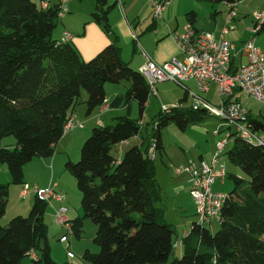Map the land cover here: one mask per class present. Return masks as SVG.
Returning <instances> with one entry per match:
<instances>
[{
  "label": "trees",
  "instance_id": "16d2710c",
  "mask_svg": "<svg viewBox=\"0 0 264 264\" xmlns=\"http://www.w3.org/2000/svg\"><path fill=\"white\" fill-rule=\"evenodd\" d=\"M94 1L91 19L109 34L108 11L113 4ZM58 4L59 0H54L41 9L34 0H0V142L9 135L16 141L13 148L0 144V164L7 166L13 184L24 183V165L34 157L54 154L81 89L87 93V112L104 102V84L108 82H129L125 98L137 102L140 116L148 100L145 76L121 60L115 41L84 60L67 39L54 38L60 18ZM195 14L186 13L189 20ZM231 71L236 69L231 67ZM207 115L205 109H194L192 104L160 108L142 143L132 144L119 156L114 155L115 145L140 134L138 118L117 116L113 124L92 128L81 145L79 160L65 162L82 195V217L96 225L94 242L99 251L86 249V260L91 264L163 263L175 249L182 248L171 264H264V138L261 144L249 143L228 125L233 143L222 154L245 177L229 175L234 186L220 210L217 231L211 232L207 223L200 224L195 218L187 236L182 237V232L174 240V225L165 218L155 157H150L148 149L154 143L155 152L162 150L161 130L171 122L184 130ZM247 123L264 136V117L248 114ZM8 189V183L0 182V219ZM47 205L35 197L27 216L16 215L5 225L0 223V264H19L29 250L35 251L36 264H58L50 254L44 221ZM82 217L70 222L76 237L80 236ZM176 240L180 245L174 247Z\"/></svg>",
  "mask_w": 264,
  "mask_h": 264
},
{
  "label": "crops",
  "instance_id": "0c3cea01",
  "mask_svg": "<svg viewBox=\"0 0 264 264\" xmlns=\"http://www.w3.org/2000/svg\"><path fill=\"white\" fill-rule=\"evenodd\" d=\"M48 1L51 3L54 0ZM77 1L78 2L75 0H67L66 4L68 10L59 18V30L57 34L53 32V36L55 39L61 40L62 32L64 30L69 31L71 33V38L68 42H71L74 45L84 60H89L104 46L109 44L111 41H115L120 46L121 60L126 62L135 70L143 69L145 66L146 58L144 53H147V55L157 63H163L173 58L181 61L184 55L170 37L169 32L182 30L183 25L189 21L196 29L210 32L216 39L220 37L223 26L228 27L227 33L223 36L227 40L231 41L235 46L234 51L232 52V69H237L245 61V57L241 51V45L247 38L254 35L255 44L264 52V26L255 33L251 31L254 23L253 13L264 9V0H241L236 7L235 15L228 22L227 14L230 7L226 2L172 0L164 7L162 17L154 20L151 14L152 0H108L110 5L113 4L108 11L109 22L112 29L109 34H106L100 26L91 19L90 14L94 9L95 1L87 0L85 4L83 3V0ZM140 3L142 4L141 7H135L136 4ZM38 7H40V3ZM190 11L196 12L194 19L192 20H189V17L186 15V13ZM148 16L151 18L150 22H148ZM144 19L145 21L143 22ZM144 24L146 25L145 29L142 28ZM148 25H152L151 28H147ZM167 81L172 80H162L156 82L153 85L155 92L149 86L148 100L142 116H140L137 102L135 100H126L125 98V91L129 86L128 81L105 83L104 102L94 108L91 112H87L85 101L87 99V93L85 92L86 95H83L80 100V104L77 102V104L74 105V108L69 111L72 115H75L77 119L82 121V126L75 127L64 133L56 144V146H58L56 147L54 154L48 159L50 160L49 164L47 163V159L43 157H34L32 159L34 160L35 158H38V161H36L38 165H48L51 170V176L48 178V181L44 180L41 184L39 183V186H36L45 187L55 182L57 184L56 189L60 193H63L59 189L61 188L59 185L60 182L54 180L59 177L55 175V159L57 155H65L67 158H70V155H77L75 148L73 149L74 153H70V148L72 149V147L77 145L80 146L95 126L107 124L108 121H115L117 116L138 118L140 123V134L133 136L126 142H121L115 145L118 155H122V151H125V147H129L131 144L139 145L143 141L142 136L149 134L152 131V127L148 130V125L150 124L146 120L149 115H152L151 119L154 118L157 114L155 113L157 108L160 109L162 106H172L181 103L183 106H188L192 104L193 95L195 94H198L211 104L216 105L218 103L217 86L213 83H210L208 91L200 92L195 79L192 77L185 80L182 84L172 81V83H174L177 87L173 88L174 93L172 95H168L166 94V89L163 87V85L167 84L165 83ZM157 84L159 85L158 90L156 89ZM154 100L157 107H152ZM230 100L239 102L247 110L251 117L263 119L264 105L244 93L242 90L238 88L235 89L230 97ZM209 116H213L222 122L209 124L207 120ZM168 126L170 132L169 135L172 139L166 137L167 140H165L162 134L165 135L167 131L165 130L163 133L161 132L163 148L159 152H155V155L156 153L161 154V167L158 169V177L156 167L155 178L161 189V193V185H164V183L171 189L174 194L175 204L178 208L183 210L185 207L182 201L179 200V196L181 194L183 196H187V198L192 202L195 211L194 202L188 192L190 188V184L187 181L189 175L187 173L181 175L175 174L173 169L176 166L185 164L189 161H194L196 163L204 161L210 164L212 156L216 150V143L228 131V126L222 119L209 113L205 118L189 124L184 130H180L174 125L169 124ZM142 129H144V131H142ZM133 139L136 141L133 142ZM1 146L8 148L15 147L16 142L8 141ZM222 156L225 155L222 154L219 157L218 163L226 168V178L229 175L241 176L238 170L239 167L228 164V168L226 160L223 159ZM1 172L2 170L0 164V175ZM160 174L161 178L159 176ZM0 181H7L8 184H13L10 182V175L8 176L7 173H5L4 178L0 176ZM26 181L24 178V182ZM218 183V186L224 184V182L221 183L219 181ZM15 186L21 188V184H15ZM33 198H35V196H33ZM32 203L33 201L31 200L22 205L20 209H13L9 217L11 215H18L17 213H21L19 211H22L23 209H26L27 211L30 209ZM52 204L56 205L59 203L55 201L49 203L48 205ZM6 207H9V201ZM55 208L56 207H53L52 209L53 216ZM68 215L70 217H78L79 208L76 209L75 213L70 210V214Z\"/></svg>",
  "mask_w": 264,
  "mask_h": 264
},
{
  "label": "built area",
  "instance_id": "2783aa9c",
  "mask_svg": "<svg viewBox=\"0 0 264 264\" xmlns=\"http://www.w3.org/2000/svg\"><path fill=\"white\" fill-rule=\"evenodd\" d=\"M171 1L152 0V18L154 20L160 19L164 7ZM66 3L67 0H60L59 16L67 12ZM226 3L230 7L227 14L228 22L235 15L239 2ZM48 5L49 2L47 0H42L40 7L45 9ZM253 19L254 23L251 31L255 33L264 26V9L255 11ZM227 31L228 27L223 26L220 37L216 39L212 33L198 30L191 22H186L182 30L169 32L170 37L183 53V59L180 61L173 58L163 63H157L147 53H144L146 63L140 71L146 77L150 88L154 92L155 88L153 85L162 80H172L182 84L185 80L192 77L195 79L200 92L208 91L210 83L215 84L217 86L218 103L216 105L211 104L198 94H195L193 95L192 107L194 109L203 108L209 114L219 117L227 126H232L243 140L252 144H261L264 138L263 134L254 131L248 125L247 110L239 102L230 100V97L233 91L238 88L264 105V52L255 44L254 35L247 38L241 45L245 61L235 72H232V52L235 46L231 41L224 38L223 35ZM62 36L65 40H68L71 38V33L63 31ZM177 105L162 106L161 109H169ZM81 126L82 121L71 114L63 124L62 130L65 133ZM230 138L231 134L227 131L217 141L216 150L210 164L204 161L199 163L189 161L184 165L175 167L173 170L175 174L187 173L189 175L187 181L190 184V195L195 205L197 222L200 224H206L213 218H220V210L227 193L214 190L212 185L216 181L223 183L226 179V168L219 164L218 160ZM148 153L151 158L155 157L154 143L149 147ZM56 187L57 184L55 182L45 187H37L36 185L31 187L29 183H23L19 198L25 199L33 193L35 197L47 204L57 201L59 204L54 211L55 220L66 232L71 234L72 228L66 215L67 207L64 204L66 196L57 191ZM186 236L187 232L183 231L182 237ZM59 241L68 245L67 235H61ZM179 245L180 242L176 240L174 247ZM27 255L33 260L38 259L34 250H29Z\"/></svg>",
  "mask_w": 264,
  "mask_h": 264
},
{
  "label": "rangeland",
  "instance_id": "374dc122",
  "mask_svg": "<svg viewBox=\"0 0 264 264\" xmlns=\"http://www.w3.org/2000/svg\"><path fill=\"white\" fill-rule=\"evenodd\" d=\"M76 2H78L77 0H75ZM81 1V0H79ZM87 0H83V3L85 4ZM34 2H36L37 5H39L40 0H34ZM141 3L140 4H136L135 7H141ZM149 14V13H148ZM146 14V15H148ZM145 21V19L143 20V22ZM151 21L150 16H148V22ZM59 23H57L56 27L54 28V33L57 34L58 30H59ZM145 24L142 26L143 29H145ZM142 29V30H143ZM62 39V38H61ZM167 84L163 85V87L166 89V94L168 95H172L174 93L173 88H176L177 86L172 83V81H167L165 82ZM156 89H159V85H156ZM164 89V90H165ZM85 94V90L81 89V93L80 96L78 98V104H80V100L82 99L83 95ZM86 95V94H85ZM86 101V100H85ZM152 107H157V104L155 102V100L153 101V105ZM162 108V107H161ZM158 108L156 109L155 113L158 112ZM151 117L152 115L148 116V119L146 120L147 122H149L150 125H148V130L150 129V127H153V123L151 122ZM208 122L209 124L212 123H221L222 121H219L218 119H216L213 116H209L208 117ZM114 121H108L107 124H113ZM170 125H174L176 126L173 122L170 123ZM177 127V126H176ZM167 131L163 135L164 139L167 140L166 137H169L172 139V137L169 135V126H165L164 128H162L161 132L163 133V131ZM233 130V127H232ZM142 131H144V129H142ZM211 134V133H210ZM90 135V134H89ZM88 135V136H89ZM8 141H15V138L12 135L9 136H5L2 138L1 140V145L7 143ZM136 140L133 139V142H135ZM233 141L230 139V141H228V143L225 145V152L231 147ZM82 145V144H81ZM80 146H75L72 147V149L70 148V153H74V148L75 151L77 153V155H70V158H67V156L65 155H57L56 157V163H55V175L59 176L57 178H55L54 180L60 182L59 185L61 188H59L63 193H65V195L67 196V200L65 201V206L68 209V212L66 213L67 217L69 218L70 222H72L71 220H75L76 216L74 217H70L68 214H70V210H72L73 213L76 212V209L79 208V217L83 216V207L81 204V192L79 191L78 187H77V183H76V179L73 175H71L66 169H65V162L67 160H71L73 162H76L79 160L80 158ZM132 145V144H131ZM130 145V146H131ZM58 146V145H57ZM55 146V149L56 147ZM9 148H13V147H9ZM128 147H125V150ZM142 148V147H141ZM124 152V151H122ZM224 152V153H225ZM114 155L119 156L118 153H114ZM160 153H156L155 158H154V162H155V166L157 167V177H158V169H160L161 167V163H160ZM225 155V154H224ZM50 157H45V159H47V163H50V160H48ZM223 159L226 160L227 163V167L229 168V165H234L228 158H226L225 156H222ZM38 158H35L34 160H31V162L28 165H24V177L23 180L25 178V181L27 183H29V185L31 187L38 185L39 183L41 184V182H43L44 180L48 181V178L51 176V170L49 169L48 165L46 166H42V165H38L36 161ZM222 159V160H223ZM184 165V164H181ZM179 165V166H181ZM178 167V166H176ZM27 169V171H26ZM1 175L3 178L5 176V173H7V175L9 176V172L7 169V166L5 164H1ZM174 170V169H173ZM239 170V174L242 175V177H245V174L238 168ZM232 172V171H230ZM181 174H185V173H179ZM161 178V174L159 175ZM1 183H7V181H0ZM218 181H216L213 185L212 188L215 190L217 189V191H222V192H230V190L233 188L234 183H233V179L229 176H227L226 180L224 181L223 185L218 186ZM22 187V184H21ZM162 188V202L161 205L164 207V214H165V218L168 222L172 223L174 225V229H175V234H174V240L176 239V237H181L182 232L185 231H189L190 230V223L191 220H194L196 218L195 215V211H194V206L192 205V202L187 198V196H183L180 194L179 196V200L182 201V203L185 205L184 209L182 210L181 208H178L177 205L175 204L174 201V194L171 191V189L165 185H161ZM13 189V190H10ZM21 189L20 187L15 186V184H9V189H8V197H7V203L9 201V207H5V212L4 215L2 216V218L0 219V223L2 225H5L10 218H12L15 215H11L9 217V215L11 214L12 210H18L20 209V207H22V205L26 204L28 201H33V194H31L29 197L25 198V199H20L19 198V192ZM19 190V191H18ZM58 191V190H57ZM189 192V191H188ZM190 194V192H189ZM191 197V195H190ZM192 199V197H191ZM193 200V199H192ZM18 203V204H17ZM20 204V206H19ZM7 205V204H6ZM58 204L56 205H47L46 208V212L44 214V221L47 224L48 227V231H47V236H48V242L50 245V254L52 259L57 262L58 264H63V263H69V264H91V262H89L88 260H86L83 257V252L88 249L90 252H98L99 251V246L96 244V242H94V237H95V233H96V225L93 223V221L90 218H84L82 217V226H81V231H80V236L76 237L75 234H69L68 232H66L65 229H63L55 220L54 216H53V212L52 209L53 207H57ZM21 213H17L18 215L21 216H27L29 213V209L26 211V209H23L22 211H19ZM206 227L211 231V232H215L220 228V222L218 221V219L213 218L209 223L206 224ZM62 234H66L67 235V239H68V245L67 243H62L59 241V237ZM181 251L182 248H177L173 251V255L166 261L163 263H147V264H171L172 258L175 257H179L181 255ZM19 264H36L35 261L33 259L30 258V256L26 255L24 256L21 260Z\"/></svg>",
  "mask_w": 264,
  "mask_h": 264
},
{
  "label": "clouds",
  "instance_id": "9594fccd",
  "mask_svg": "<svg viewBox=\"0 0 264 264\" xmlns=\"http://www.w3.org/2000/svg\"><path fill=\"white\" fill-rule=\"evenodd\" d=\"M42 1V0H41ZM41 1H40V5H41ZM48 1V0H47ZM49 2V1H48ZM59 2H60V0H59ZM50 3V2H49ZM41 8V7H40ZM58 9H59V4H58ZM61 17V16H60ZM64 31H67V30H64ZM69 32V31H68ZM63 33V32H62ZM63 37V36H62ZM69 40V39H68ZM24 183H26V182H24ZM23 184V183H22Z\"/></svg>",
  "mask_w": 264,
  "mask_h": 264
}]
</instances>
